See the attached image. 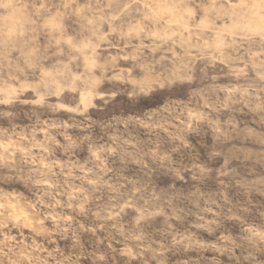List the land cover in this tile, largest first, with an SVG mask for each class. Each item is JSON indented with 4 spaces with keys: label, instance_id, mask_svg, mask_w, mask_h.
Segmentation results:
<instances>
[{
    "label": "rangeland",
    "instance_id": "rangeland-1",
    "mask_svg": "<svg viewBox=\"0 0 264 264\" xmlns=\"http://www.w3.org/2000/svg\"><path fill=\"white\" fill-rule=\"evenodd\" d=\"M0 264H264V0H0Z\"/></svg>",
    "mask_w": 264,
    "mask_h": 264
}]
</instances>
